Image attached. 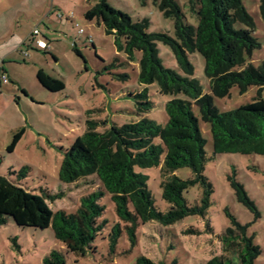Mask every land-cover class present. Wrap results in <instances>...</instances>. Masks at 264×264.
<instances>
[{"label":"rangeland","instance_id":"rangeland-1","mask_svg":"<svg viewBox=\"0 0 264 264\" xmlns=\"http://www.w3.org/2000/svg\"><path fill=\"white\" fill-rule=\"evenodd\" d=\"M177 2L186 22L196 26L197 19L187 8L188 0ZM242 3L254 21V37L260 45L247 59V64L258 67L264 62V21L259 13L260 0H242ZM109 5L135 22L148 20V32H162L174 37L173 22L163 18L150 1L142 6L140 0H110ZM88 6L86 0H0V175L8 176L10 172H15L12 174L13 181L33 194L61 193L62 198L49 202L54 212L74 213L82 197L103 191L95 178L74 184H63L58 179L62 148H68L84 132L86 119L107 120L109 124L117 125L139 120L130 96L143 89L137 81L140 55L133 63H127L125 55L116 51L113 36L106 35L102 25L85 20ZM59 14H72L73 17L64 23L58 19ZM81 29L83 33H80ZM34 30L46 39L50 46L48 51L38 50L35 44L29 43ZM157 49L162 64L180 73L171 50L160 43ZM188 59L194 68L193 78L199 82L203 94L210 95L203 57L194 53L189 54ZM115 62V66L109 68ZM38 71L62 81L65 90L52 93L42 88L36 79ZM2 75L6 77V83L1 81ZM122 75L128 78L122 80ZM258 91V88L251 87L240 95L237 88H232L228 97L214 99L213 105L219 113L233 111L251 103ZM148 94L154 108L147 117L164 126V105L176 97L160 95L155 84L148 87ZM260 95L264 99V88ZM194 111L198 115L196 108ZM87 112L92 114L87 115ZM22 129L21 140L15 150L8 153L13 136ZM200 130L206 142L204 151L208 157H213L208 125L200 121ZM24 167H28L29 172L17 181L16 174ZM139 171L148 176V188L154 204L165 213L168 205L161 197L160 183L163 178L160 167ZM175 175L185 178L191 172L180 169ZM204 176L213 187L208 220L191 216L170 227L138 222L134 231L136 244L131 246L125 235L131 225L116 217L109 196H104L100 201L105 207L101 220L108 223L101 233L102 240L94 244L98 254L90 251L85 256L69 254L55 240L50 228L19 229L9 220L0 226V264H42L51 250L61 252L67 264H134L139 256L154 263L206 264L214 256H232L221 246L226 230L236 229L227 213L240 226L247 228V235L259 248L254 264H264V156L218 154L206 163ZM231 176L241 184L255 205L257 218L237 200L228 180ZM200 193L199 187H194L185 198L190 205H194L199 201ZM115 223L120 225L123 235L110 255L106 251L104 237ZM206 223L211 232L207 230ZM190 228L196 233L184 234ZM14 238L17 249L10 241ZM230 258L237 262L236 257Z\"/></svg>","mask_w":264,"mask_h":264},{"label":"trees","instance_id":"trees-1","mask_svg":"<svg viewBox=\"0 0 264 264\" xmlns=\"http://www.w3.org/2000/svg\"><path fill=\"white\" fill-rule=\"evenodd\" d=\"M86 1L89 6L84 14L85 20L102 25L106 35L113 36L115 49L125 55L126 62L133 63L140 55L137 81L143 89L130 96L139 120L117 125L88 118L84 132L68 148H62L59 181L74 184L95 178L103 189L82 197L74 213L50 209L49 202L62 198L61 193L33 194L13 181L15 172L0 175V226L11 220L19 229L50 228L66 252L79 256H85L89 251L98 254L94 244L102 240L101 233L108 223L101 220L105 207L100 201L104 196H109L116 217L131 225L125 235L134 246L138 222L170 227L191 216L208 220L213 187L204 176V170L215 155L264 156V99L260 95L264 88V62L258 67L247 64V59L260 45L254 37V21L242 0H188L187 8L197 19L196 26L186 22L177 0H140L142 6L150 1L163 18L173 22L174 37L162 32H148V20L133 21L128 15L114 10L109 5L110 0ZM259 13L264 21V0H260ZM159 43L171 50L180 73L162 64L157 49ZM74 51L80 56L76 49ZM194 53L204 59V75L209 81L210 95L203 94L199 82L193 78L194 68L188 55ZM120 78L125 80L128 77L122 75ZM36 79L49 92L65 90L62 81L43 71L37 72ZM154 84L160 95L176 97L164 105V126L147 117L154 108L149 100L148 87ZM251 87L259 90L251 103L223 113L214 107V99L228 97L232 88H237L242 95ZM90 114L92 112H87ZM200 121L209 127L213 157H208L204 151L206 142L201 136ZM23 134L22 129L13 136L8 153L15 150ZM159 167L163 178L161 197L168 205L165 213L156 208L148 188L149 178L139 171ZM180 169L190 170L191 175L185 178L175 175ZM28 172V167L22 168L16 174V180L25 178ZM228 180L237 200L257 218L255 205L241 184L234 176ZM194 187H199L200 198L190 205L185 196ZM226 216L236 229L226 230L221 246L232 256H214L206 264H254L259 248L253 245L246 227L240 226L228 213ZM206 226L211 232L207 223ZM195 233L192 228L184 232ZM122 235L120 225L113 224L104 237L108 254L114 253ZM10 241L17 249L16 238ZM230 257H236L237 262ZM42 264L67 263L61 252L51 250ZM134 264L163 263L139 256Z\"/></svg>","mask_w":264,"mask_h":264},{"label":"built area","instance_id":"built-area-1","mask_svg":"<svg viewBox=\"0 0 264 264\" xmlns=\"http://www.w3.org/2000/svg\"><path fill=\"white\" fill-rule=\"evenodd\" d=\"M58 19L64 23L67 22L68 19L72 18V14H70V16H64L62 14H59L58 16ZM80 33H83V30L81 29L80 30ZM91 41V39H89ZM30 44H35L36 47L39 49V50H42V51H48L50 46L49 44L46 42V39L40 34V32L38 30H34L30 36V41H29ZM26 56V54H24ZM1 81L6 83L7 82V79L4 75L1 76Z\"/></svg>","mask_w":264,"mask_h":264}]
</instances>
